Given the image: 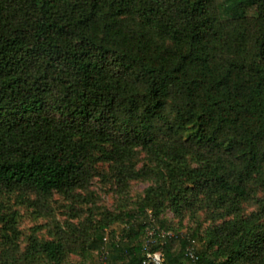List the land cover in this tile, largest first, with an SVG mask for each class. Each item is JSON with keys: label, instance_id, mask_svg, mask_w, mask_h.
Returning a JSON list of instances; mask_svg holds the SVG:
<instances>
[{"label": "trees", "instance_id": "obj_1", "mask_svg": "<svg viewBox=\"0 0 264 264\" xmlns=\"http://www.w3.org/2000/svg\"><path fill=\"white\" fill-rule=\"evenodd\" d=\"M135 148L153 168L127 170ZM100 161L158 191L121 233L70 226L0 264H142L146 247L193 264L189 246L202 264H264V209L240 219L234 204L264 191V0H0V185L46 201ZM192 189L236 216L169 236L158 200L178 209Z\"/></svg>", "mask_w": 264, "mask_h": 264}, {"label": "rangeland", "instance_id": "obj_2", "mask_svg": "<svg viewBox=\"0 0 264 264\" xmlns=\"http://www.w3.org/2000/svg\"><path fill=\"white\" fill-rule=\"evenodd\" d=\"M166 45L172 44L166 42ZM188 164L197 166L195 158L191 156ZM153 167L151 156L142 148H135L131 161L126 164L127 170L133 172ZM116 171L113 163L100 161L94 165L93 178L88 187L78 189L71 195L54 193L46 201H39L32 191L24 188L0 185V209L3 215L0 222V252L16 247L17 257H22L28 253L35 240H57L63 228L77 226L85 229L102 220L112 223L109 232L113 230L121 233L126 225L125 214L142 205L150 189L158 191L161 182L156 178L141 177L125 180L120 185ZM186 199L178 209L166 199L158 200L162 207L160 217L170 221L175 230L172 233H186L191 227L199 225L204 234L208 229L220 226L236 216L226 214L227 207L234 200L227 201L221 208L214 199L197 189L189 191ZM234 204L238 209V217L245 219L264 209V191H259L255 199L237 200ZM67 259L73 262L79 260V256L73 253Z\"/></svg>", "mask_w": 264, "mask_h": 264}, {"label": "built area", "instance_id": "obj_3", "mask_svg": "<svg viewBox=\"0 0 264 264\" xmlns=\"http://www.w3.org/2000/svg\"><path fill=\"white\" fill-rule=\"evenodd\" d=\"M147 232H148V235L152 237L154 234V229L147 228ZM168 235L175 236V234L172 232H170ZM144 253L145 254H144V259L142 261V264H167L165 262V257L161 251H150L149 247H146ZM106 255H107V252H105L104 255L102 256L103 264H107ZM186 255L193 264H202V263H199V256L197 255L194 247L189 246L187 248Z\"/></svg>", "mask_w": 264, "mask_h": 264}]
</instances>
